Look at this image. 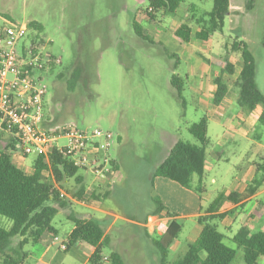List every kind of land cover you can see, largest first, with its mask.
<instances>
[{"label":"rangeland","instance_id":"374dc122","mask_svg":"<svg viewBox=\"0 0 264 264\" xmlns=\"http://www.w3.org/2000/svg\"><path fill=\"white\" fill-rule=\"evenodd\" d=\"M183 1L182 9L176 14H158L156 21H151L145 12L149 0H0V33L11 24L27 27L30 22H36L41 26V30L27 28L21 40L4 49L13 48L19 53L23 46L32 44L40 47L43 54L59 60L44 80L47 124L73 123L83 131L99 129L113 135L107 154L118 166L117 174L112 177L114 194L101 204H72L76 214L101 219L102 215L92 208H109L120 217L139 220L151 213L155 209L150 188L153 171L167 157L174 141L197 144L188 128L202 118L207 121L210 140L207 151L209 160L213 161L203 179L208 206L228 195L234 182L246 189L256 174L261 175L255 171L264 165V154L256 155L264 150V47L257 44L259 36H251L255 84L263 101L249 111L237 104L236 80L241 69L238 53L231 49L224 52L217 41L181 43L174 37L175 29L186 21L184 9L192 5L207 11L212 8L210 0ZM252 5L259 9L262 4ZM187 14L197 18L201 15L193 10ZM133 21L144 27L149 41L135 34ZM224 33L232 39L235 37L227 29ZM34 37L36 40L32 42ZM227 65L232 66L231 73L226 71ZM74 74L78 79L71 88L67 80ZM173 76L180 79V96L171 85ZM226 133L230 137L228 144H219ZM8 140L7 135L0 136V151H5ZM215 148L223 151L219 160H215ZM25 157L24 170L30 173L36 155ZM72 186H76L73 180L60 184L70 196L74 192ZM228 207L225 204L222 210ZM248 213L244 223L241 215L233 225L235 211H230L225 221L214 222L226 236L225 244L236 251L231 264H245L242 248L231 240L242 226L251 232H264L263 221L252 223L251 220L254 215L259 217V213H264V209L258 207ZM65 216V212H59L53 226L67 227ZM160 225L158 230L162 232L165 226ZM11 226L9 219L0 216V228L9 230ZM192 226L193 221L182 223L174 241L177 249H169L170 263L187 251ZM116 227L125 237L136 235L123 248L129 251L131 243H136L146 255L144 264H152V240L158 235L146 237L122 220L117 221ZM111 235L121 237L117 231ZM59 237L64 240V236ZM25 250L29 257L24 264H41L37 247L28 245ZM110 252L109 247L103 249V255ZM54 256L57 260L65 258L64 264H82L80 259L71 260L68 252H59L57 244L51 247L45 261L50 262ZM256 264H264V257Z\"/></svg>","mask_w":264,"mask_h":264},{"label":"trees","instance_id":"16d2710c","mask_svg":"<svg viewBox=\"0 0 264 264\" xmlns=\"http://www.w3.org/2000/svg\"><path fill=\"white\" fill-rule=\"evenodd\" d=\"M210 1L212 2L210 11L204 12L198 18H188L178 26L174 32V37L178 41L189 43L195 40L207 43L215 32L223 29L229 11V0ZM183 3V0H149L146 16L149 20L156 21L158 14L174 15L182 9ZM252 4L248 2L246 8L249 10ZM191 7L197 8L195 5ZM132 26L139 38L149 41L144 27L135 21L132 22ZM27 28L41 30V26L36 22H30ZM194 28L197 30L194 31ZM236 39L231 43L230 49L238 53L241 58V69L236 80L237 104L253 111L263 101L255 84V60L246 42ZM34 40L36 37L32 42ZM262 45L264 47V27ZM226 71L231 73L232 66L227 65ZM77 79V74H74L67 80L71 88ZM171 85L176 88L180 96V79L177 76L172 77ZM188 132L197 140V144L176 141L164 161L153 171L151 179L163 177L174 181L183 188L197 193L202 200L206 191L203 179L207 148L210 146L206 119L202 118L191 125ZM14 152L12 143L5 146V151H0V216L12 222L9 230L0 228V264H24L29 257V252L25 250L26 246L32 245L42 252L55 236L62 234L64 229H57L52 225L59 210L68 204L60 192L62 182L73 180L76 186L72 198L77 201L92 202L112 195V191L107 186L104 190L95 187L93 193L85 199L87 185L84 183L83 171L58 155L55 149H52L48 155V162H45L43 156H36L30 173L14 164L12 160ZM46 172L50 175L46 176ZM256 172L261 175L254 177L252 183L247 186L245 194L230 192L215 199L206 209L201 208L202 214L196 219L201 227L199 236L188 245L185 254L173 263L168 261L169 249L181 232L182 225L174 219V215L163 206L159 198L154 197L155 214L171 219L161 235L152 240L158 256V264H231L236 251L225 244L226 237L214 222L223 220L230 214V212H221L226 203L238 204L244 197L256 193L264 182V165H260ZM151 187L153 191V186ZM99 190L102 192H98ZM67 221V226L71 227L67 238L68 248L77 243H84L93 248L94 251L88 260L89 264H127L124 257L116 251L110 252L106 260H103V249L108 246L109 239L98 221L75 216L68 217ZM231 240L237 247L242 248L245 264H256L259 258L264 257V232H251L248 227L242 226Z\"/></svg>","mask_w":264,"mask_h":264},{"label":"crops","instance_id":"0c3cea01","mask_svg":"<svg viewBox=\"0 0 264 264\" xmlns=\"http://www.w3.org/2000/svg\"><path fill=\"white\" fill-rule=\"evenodd\" d=\"M248 2L255 3V4L260 3L262 5L261 7H259V9H256L255 6L252 5L251 8L248 10L246 8V4ZM192 10L198 11L201 14L200 16H202L204 12H207V10L200 8V7H197V8L189 7L187 9H184V15H183L184 19L197 18L194 15L189 16L187 14ZM263 27H264V0H229V11L225 17L224 27L221 31L215 32L213 37L208 42H211L212 40L215 42L217 41L218 42V43L216 42L217 45H220L223 48V51L226 52L227 50L231 48L230 46L231 43L237 40L236 38H239L238 40H243L244 42H246L248 47L251 48V45L254 43V39L251 36H259V39L258 38L256 39L257 44L259 46H263L262 45ZM225 29L228 30V34L234 35L235 37L233 39L232 37H227L226 34L224 33ZM195 30L197 29L194 28V31ZM216 36H220V37L216 38ZM246 119H249V117H246ZM229 125L231 126V124ZM229 132L233 133L231 131ZM1 135H5V134H0V136ZM229 140H230V137L228 133L223 134L220 138L219 144H223V143L226 144L227 141ZM176 141H174V143ZM7 142H9V140ZM7 142L5 144H7ZM172 145L169 146V149L171 148ZM262 148L264 149V147ZM222 153H223L222 149L215 148L213 150L215 160H219V157ZM259 154L263 155L264 150L260 153H257L256 155H259ZM23 159H26V157L24 158V156L20 152L13 153L12 160L14 164L21 167L22 169H24V166H25L23 164ZM212 162L213 161L209 160V151H207V162L205 165V174L208 168L210 167L209 165L212 164ZM114 165H115V174H117L118 166H117L116 161H114ZM83 173H84L83 174L84 183L87 185L85 193H84L85 199H87L93 193L95 187H97L98 189L104 190V188L107 186L108 189L112 191V193L115 191L114 190L115 188H112L110 186V183L113 184L112 177H109L108 180H98L92 177L88 172L83 171ZM253 176L254 174L252 175V177ZM236 183L237 182H234L232 186L234 188H231L230 190H228V194L230 192H236L241 195L245 194L246 189L239 187L238 185H236ZM151 186H153V191H152ZM150 188H151V202L153 205H156L154 202V197H157L159 198L163 206L174 215V219L177 222H179L181 225L184 221H193L194 226H192V228L190 229L188 240L190 243L194 242L199 236L200 231H201V227L198 225L196 219L202 214L201 208L206 209L208 207V201H206V199L204 198V194H206L207 191H205V193L203 194V198L201 200L199 198V195H197V193H195L194 191L183 188L178 183L171 181L169 179L163 178V177H155L151 179ZM72 189L75 190L74 186H72ZM101 190H99L98 192H102ZM60 192H61V195L65 198V200L68 202V204H66L63 209L59 210V212L61 211L65 212L66 214L65 219L68 220V217L75 216L77 218H86V219L92 218L98 221L104 229L105 236H107L109 239V244L107 247L111 249V252L116 251L120 253L124 257L127 264H144V262L146 261V255L143 253L141 248L136 245V243H131V247L129 248V251H126L125 248H123V244H125L128 241L133 242L134 239L136 238V235H130L127 237L123 236L121 234V231L118 230L116 227L117 221L119 220L125 221L133 229L137 230L138 232L141 231V233H143L146 237H149L150 235L160 236L161 232L158 230V227L161 226L160 224L163 223V226L166 227L169 221L171 220L169 218L159 217L158 215H156L155 214L156 206H155V209L151 213H149L146 216L141 217L139 220L120 217L114 214L113 211L110 210L109 208H106L105 210L98 209V208H92L94 209V211H97L102 215L101 219L95 218L93 217V215H90V214L79 215L72 211V204L75 203V204L82 205V206H85L87 204L88 205L89 204H101L102 200H94L92 202L77 201L73 199L72 196H70L63 188L60 190ZM263 196H264V182L262 183L261 187L256 191L254 195L249 196V197H244L238 204L226 203V205H230V207H228L227 210H222L221 212L235 211L234 218L236 220L234 221V218H233V221H232L233 225L238 221L241 215L243 216L242 223H244L245 217L249 215L248 213L249 210L254 211L258 207L260 210L264 209L262 208L264 206V202L262 200ZM226 217L222 220V222L225 221ZM251 220H252V223H254L255 221L258 222L259 220L264 222V213H259V217H256V215H254V217H252ZM232 226H230L228 229H230ZM62 229H64V231L62 232L61 235L64 236V240L67 241V238L71 232V227L69 225L67 226V228L62 227ZM112 231H117L121 237L119 238L113 237L111 235ZM52 246L53 245L50 243V245L46 249L40 252L39 257L37 258L38 263L64 264L65 258L57 260L56 259L57 257L55 256L53 259H51L50 262L45 261L46 260L45 258L51 252ZM171 247H174V242ZM174 249L176 250L177 248L174 247ZM93 251L94 249L91 248L90 246L84 243H77L70 249L68 248L66 252L70 254L71 260L80 259L82 261V264H89L88 260L91 254L93 253ZM107 255H104L103 260H106ZM151 262L152 264H158V256L155 252V249H154L153 255L151 256Z\"/></svg>","mask_w":264,"mask_h":264},{"label":"built area","instance_id":"2783aa9c","mask_svg":"<svg viewBox=\"0 0 264 264\" xmlns=\"http://www.w3.org/2000/svg\"><path fill=\"white\" fill-rule=\"evenodd\" d=\"M26 31L25 25L11 24L0 33V134L7 135V144L12 143L15 152L23 156H43L48 162V155L55 149L95 179L108 180L115 175L114 160L107 154L113 143L111 133L83 131L73 123L47 124L44 80L59 60L32 44L23 46L19 53L4 49L21 40ZM51 244H57L60 252L68 250L67 241L59 236Z\"/></svg>","mask_w":264,"mask_h":264},{"label":"flooded vegetation","instance_id":"af4514ba","mask_svg":"<svg viewBox=\"0 0 264 264\" xmlns=\"http://www.w3.org/2000/svg\"><path fill=\"white\" fill-rule=\"evenodd\" d=\"M59 77V76H58Z\"/></svg>","mask_w":264,"mask_h":264}]
</instances>
